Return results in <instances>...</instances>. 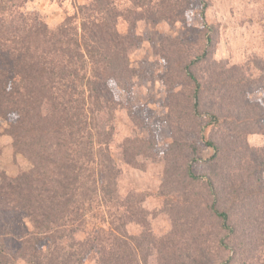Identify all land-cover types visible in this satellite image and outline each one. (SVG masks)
Listing matches in <instances>:
<instances>
[{
    "label": "trees",
    "instance_id": "1",
    "mask_svg": "<svg viewBox=\"0 0 264 264\" xmlns=\"http://www.w3.org/2000/svg\"><path fill=\"white\" fill-rule=\"evenodd\" d=\"M29 1L0 0V118L9 123L6 133L16 154L30 164L15 177L0 171V212H23L31 224L15 250L0 235V264H84L92 253L95 264H257L264 245V165H243L239 142L264 132V106L251 101L248 78L238 67L200 72L218 44L219 29L206 21L209 2L200 0V50L193 51L189 34L195 28L189 26L183 39H165L159 48L167 74L180 78L174 84L185 79L193 85L188 98L177 94L166 105L161 120L174 138L170 151L188 143L182 135L189 125L212 150L203 160L192 142L196 152L183 171L192 182H206V199L168 197L164 209L171 231L157 237L144 198L119 194L120 171L110 151L113 129L107 124L120 104L113 88L129 91L137 76L130 55L139 39L123 34L119 21L131 28L142 20L186 24L192 0H127L124 9L116 0H88L54 29L24 9ZM210 88L220 103L207 106L204 93ZM128 115L137 122L132 108ZM220 125L230 133L228 151L242 154L235 157L238 165L228 158L229 165H220L222 145L206 135ZM199 161L209 164L211 174H194L192 165ZM223 172L227 183L218 187L215 178ZM94 211L100 220L79 239ZM132 223L143 226L140 235L129 234ZM234 239L248 247L238 250ZM221 252L230 255L223 258Z\"/></svg>",
    "mask_w": 264,
    "mask_h": 264
},
{
    "label": "rangeland",
    "instance_id": "2",
    "mask_svg": "<svg viewBox=\"0 0 264 264\" xmlns=\"http://www.w3.org/2000/svg\"><path fill=\"white\" fill-rule=\"evenodd\" d=\"M87 1L31 0L26 3L24 9L54 29L67 16L75 13L76 6L86 4ZM207 1L209 8L206 12V21L219 29L218 44L211 52V61L202 64L200 72L207 75L208 68L210 71H217L219 68L238 67L239 72L248 78L247 92L251 101L260 102L264 106V0ZM116 2L121 9L128 7L127 0H116ZM201 8L200 0H192V8L185 16L186 24L142 20L131 28L126 20L119 21V29L123 34H131L139 39L135 50L130 55L131 66L137 76L129 85V91L113 88L120 104L114 121L112 124H107L113 129L110 151L120 171L119 194L127 196L135 192L139 197L144 198L142 206L147 213L151 229L157 237H164L171 231V222L164 209L168 197L176 200L175 195L178 194L194 203L206 199V182L204 180L192 182L184 176L183 171L187 166L186 161L190 160L196 152L192 142L196 144L203 160L211 157L212 150L204 145L200 134L194 132L197 127L189 125L184 128L182 135L183 138L188 139V143L184 142L177 152L170 151L169 147L174 138L168 125L161 120L162 116L168 112L166 105L177 101V94L183 95L181 99L188 98L193 85L182 78L181 84L175 85L180 78L175 73V76L171 73L167 74L169 70L166 69L159 55L161 43L165 39H183L185 32L188 31L187 26L190 29L195 28L189 34L193 51L202 48L197 35H200V30L203 29ZM181 51L182 49L176 51V54L180 55ZM213 61L220 65H212ZM166 77L165 82L163 80ZM211 91L212 89L204 93V104L207 106L214 101L219 102V98L215 99ZM129 108H132L138 117L136 123L128 115ZM206 121L205 118L201 119L199 125H204ZM8 125V121L0 118V171L15 177L21 171L28 170L30 164L13 149L12 138L6 133ZM226 129L224 125L209 127L206 135L214 137L217 143L222 145L220 165H229L226 163L227 158L233 161L231 164L238 165L239 162L236 161L238 159L235 157H241L242 154L228 151L227 142H231V139ZM240 140L239 144L241 146L244 144L246 154L243 165H264V132L243 136ZM166 153L168 156H165ZM192 170L197 176L211 174L209 164L203 161L193 164ZM234 172L237 174V170ZM224 177L225 172L215 178L218 187L227 183ZM172 182H176V188ZM172 187L175 188V192L171 191ZM163 193L166 196H163ZM91 213L86 217L91 226L88 225L84 232L78 234L79 239L85 238L92 229V225L100 220L93 216L95 211ZM110 219L109 215H106L105 227L109 228ZM30 230L31 224L25 213L0 212V235L6 241L7 247L12 250L20 247V240ZM127 231L131 235L138 236L143 231V226L132 223L128 225ZM232 242L237 245L238 250L243 246L248 247L243 239L241 241L234 239ZM215 248L213 250L217 252L218 249ZM220 255L226 258L230 253L221 252ZM96 258L97 255L92 253L84 264H95ZM257 258V264H264V245L259 247ZM16 264L26 263L20 260ZM236 264H243V262L238 261Z\"/></svg>",
    "mask_w": 264,
    "mask_h": 264
}]
</instances>
